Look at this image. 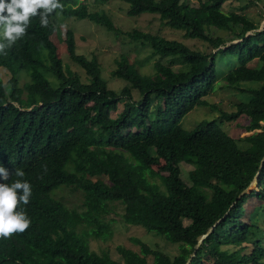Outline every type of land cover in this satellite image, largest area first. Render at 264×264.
Segmentation results:
<instances>
[{"label":"trees","instance_id":"16d2710c","mask_svg":"<svg viewBox=\"0 0 264 264\" xmlns=\"http://www.w3.org/2000/svg\"><path fill=\"white\" fill-rule=\"evenodd\" d=\"M110 1L59 0L64 8L55 13L147 47L151 73L126 53L115 58L111 76L124 82L119 89L108 86L95 55L76 51L72 30H65L61 44L53 22L43 28L39 17L7 56L0 55L10 74L6 83L0 79V166L9 172L0 183L24 179L32 186L24 206L31 226L0 238V264H185L193 252L189 264H264V232L247 208L250 199L264 203V162L256 189L237 199L264 157V26L225 12L226 0H115L127 5L129 17L156 15L185 39L203 42L202 49L138 27L123 31L104 11ZM219 57L238 63L223 76L225 86L251 97L185 130L182 118L207 106L216 87ZM253 60L258 66L249 65ZM21 74L29 81L20 84ZM250 82L256 86H243ZM240 117L244 130L253 132L240 139L244 147L221 127ZM181 164L190 166L185 179ZM17 168L23 178L14 175ZM65 187L81 194L79 205L69 208L57 199ZM108 202L123 206V224L160 234L178 244V253L170 256L137 238L131 240L139 251L116 247L119 260L92 250L91 238L111 236ZM220 218L194 251L197 237Z\"/></svg>","mask_w":264,"mask_h":264},{"label":"rangeland","instance_id":"374dc122","mask_svg":"<svg viewBox=\"0 0 264 264\" xmlns=\"http://www.w3.org/2000/svg\"><path fill=\"white\" fill-rule=\"evenodd\" d=\"M188 1L190 4L197 5V0ZM244 5H246V7L240 10L239 7ZM103 8L105 13L113 20L114 24L123 31L138 27L143 31L159 32L161 36L166 38L184 41L192 47L204 48L203 42L185 39L181 31L172 30L161 25L156 15L143 13L137 17H129L126 13L127 5L115 0L108 2ZM223 10L227 13L236 12L245 14L260 27L259 29L264 26V0H226ZM51 20L55 25L56 37L61 44L64 43L65 30L70 29L75 35L76 51L89 58L94 55L97 57L101 65L102 77L107 80L109 87L119 89L124 85L121 79L112 78L111 76V71L115 66L114 60L120 53L128 54L130 60L139 65L141 72H152L154 58H150V51L147 47H140L128 40L126 41V39L124 40L125 37L117 40L113 34L108 32L104 27L96 25L87 19L64 17L57 12L51 17ZM217 34L226 36L228 33L223 30H217ZM2 35L3 31L0 29V37ZM63 60L74 70L79 69L69 60L68 56L64 55ZM217 64V84L214 91L206 97V101L208 102L207 106H196L186 114L181 120L183 129L191 130L204 120L218 117L220 110L232 111L235 109L236 104L247 102L250 99L251 96L248 93L240 92L234 88L225 86V82L222 79L226 72L232 67L237 66V60L230 57H219ZM258 64V60H253L249 63L252 67H256ZM80 73L83 77V73ZM9 77L10 74L8 71L0 66V79L6 83ZM27 81H29V77L25 74H21L20 84ZM253 85L256 86V83L250 82L243 84L245 87ZM133 94L135 97H139L137 91H133ZM121 109L122 105L120 104L118 110L113 112L112 116L117 117ZM245 124V118L240 117L236 121L222 122L221 127L229 136L240 141V139L253 133L244 130ZM239 145L244 147L241 141ZM181 167L184 171V175L182 176L184 178L190 166L181 164ZM153 168L155 169L156 166ZM57 199L71 208L81 203V194L69 187H65L57 192ZM105 207L108 208L105 219L109 221L108 224L111 230V236L107 240L91 238L89 244L92 250L97 253H108L113 259L119 260L120 256L116 247L122 245L134 251H139V246L131 240L132 238H137L152 248L161 249L170 256H174L178 253V244L166 241L160 234L154 231H148L139 225L123 224V222H121L123 206L118 202H108ZM247 208L251 211L249 214L251 222L258 225L264 232V203H259L254 199H250L248 200ZM259 236L260 234L258 233L257 237L259 238ZM262 241L264 246V239ZM148 261H151L150 257H148ZM122 263L124 264L123 261Z\"/></svg>","mask_w":264,"mask_h":264},{"label":"clouds","instance_id":"9594fccd","mask_svg":"<svg viewBox=\"0 0 264 264\" xmlns=\"http://www.w3.org/2000/svg\"><path fill=\"white\" fill-rule=\"evenodd\" d=\"M59 0H0V55L7 56L9 50L28 35L31 20L39 17L40 26L49 27L50 17L57 9L63 10ZM14 175L23 178L25 172L17 168ZM0 178L9 180V172L0 166ZM32 186L24 179L12 183H0V238H10L13 234H23L31 226L24 206L30 203Z\"/></svg>","mask_w":264,"mask_h":264},{"label":"water","instance_id":"95a60500","mask_svg":"<svg viewBox=\"0 0 264 264\" xmlns=\"http://www.w3.org/2000/svg\"><path fill=\"white\" fill-rule=\"evenodd\" d=\"M32 108H33V106L30 107V108H28V110H31ZM263 162H264V157L261 159L259 168H258L257 172L255 173L253 179L251 180L250 184L238 194L237 199H239L240 197H242L244 194L250 193L252 190L256 189V187H257V181H258V176L261 173V167H262ZM220 220H221V218L218 219L211 227H209L205 234H202V235H200V236L197 237V243L195 245L194 251L198 249V247L201 244L202 240L207 236V234H209L212 231V229L214 228V226ZM193 256H194V252L191 254V257H193ZM191 257L187 260V262L185 264H189L190 263Z\"/></svg>","mask_w":264,"mask_h":264}]
</instances>
